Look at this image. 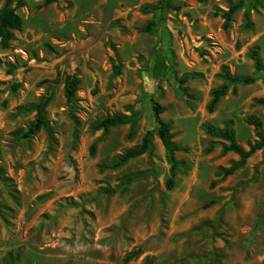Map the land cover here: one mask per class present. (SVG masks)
Here are the masks:
<instances>
[{
	"label": "rangeland",
	"instance_id": "374dc122",
	"mask_svg": "<svg viewBox=\"0 0 264 264\" xmlns=\"http://www.w3.org/2000/svg\"><path fill=\"white\" fill-rule=\"evenodd\" d=\"M159 1L25 0L18 9L22 28L0 46V264H264V147L222 178L238 156L204 131L229 125L247 148L254 117L264 134L255 102L264 97V0H243L227 27L215 12L237 0H170L163 10ZM224 69L254 81L228 84L208 112ZM66 75L79 79L70 102ZM47 91V127L22 138L35 117L28 106ZM154 102L188 148L174 153L171 189ZM130 108L140 113L132 129L93 128ZM146 131L148 152L107 168Z\"/></svg>",
	"mask_w": 264,
	"mask_h": 264
},
{
	"label": "trees",
	"instance_id": "16d2710c",
	"mask_svg": "<svg viewBox=\"0 0 264 264\" xmlns=\"http://www.w3.org/2000/svg\"><path fill=\"white\" fill-rule=\"evenodd\" d=\"M58 0H43V5H48L52 2H57ZM201 1V0H198ZM243 0H237L234 3L228 4L225 10L216 11L215 13H219L223 18V26L227 27L229 22L232 19V15L242 6ZM25 5V0H4L0 7V46L3 48L8 47L10 41L13 37V31L20 30L23 25V20L18 13V9ZM156 9L163 10L166 8H173L170 0H160L155 7ZM150 23L146 26L149 28ZM251 58L254 63V68L257 71L262 70V65L258 56V52L256 49H253L251 52ZM111 66L113 72L118 74L120 71L119 64L115 63L114 57H110ZM223 79L225 83L218 88H215L211 91V98L206 106L208 112H212L215 108V105L219 101V99L227 93L228 84L230 83H242L249 84L254 81V77L247 76H235L228 73L226 69L223 70ZM58 77L56 78V81ZM79 84V79L76 75H66L63 80V92L67 102L72 101L75 96V92L77 90ZM52 98V94L50 91L45 92L39 100L30 106L27 109L35 111V117L32 122L29 123L26 130L22 133V138H29L37 133L41 128L47 127V120L45 118V108L48 105ZM257 104L264 105V97L258 98L255 101ZM163 112V107L154 102L153 104V115L156 122V133L157 136L164 148L165 156L167 161L170 164L169 168V176L165 180V187L167 189H171L177 168L180 166V162L175 160L174 153L176 151L182 150L187 151L186 146H180L173 141V134L171 132V123L169 121L164 120L161 117V113ZM140 113L138 110H134L133 108L129 109V114L123 113H113L110 115H105L103 118L97 120L93 128L95 130L102 129L103 132H106L109 128L130 124V128L132 129L138 120ZM247 122L253 125L255 130V141L248 143L247 148H244L241 144L237 143L234 138V131L229 125H225L223 128H215L209 124H204V131L206 134L220 138L225 142L221 144L222 153L233 152L236 153L238 158L235 161H232L225 169L221 172V177H226L237 169L242 167L246 160L257 150H260L264 147V134L261 129V122L254 117H248ZM151 148V132L146 131L141 138L139 144L132 146L129 149H126L122 154L118 155L116 160L107 166L109 169H115L123 164H125L129 159L138 157L148 152ZM212 148V145L208 147V151ZM95 149V143H93L90 147V153L92 154ZM0 180L5 182V178L0 169ZM131 180V178H127L126 181ZM106 193H113V190H106ZM213 201H209L205 204V207L210 205ZM139 252L138 249L133 250L126 254L124 257V262L129 261L132 257L137 255ZM11 264V263H5Z\"/></svg>",
	"mask_w": 264,
	"mask_h": 264
}]
</instances>
